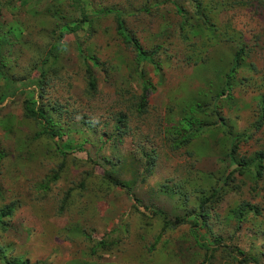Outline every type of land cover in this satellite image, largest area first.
<instances>
[{"label": "rangeland", "instance_id": "374dc122", "mask_svg": "<svg viewBox=\"0 0 264 264\" xmlns=\"http://www.w3.org/2000/svg\"><path fill=\"white\" fill-rule=\"evenodd\" d=\"M113 11L142 50H155L159 69L138 60ZM82 13L86 20L45 65L55 72L36 85L34 65L59 26ZM1 32L0 96L8 95L0 102V207L15 208L0 225V264H264V0H0ZM241 48L228 97L212 100L238 134L235 161L223 155L219 134L210 148L197 139L172 150L160 130L173 108L209 104L227 68L211 66ZM140 70L150 83L141 115L130 113ZM28 99L45 109L56 135L24 115ZM116 112L136 129L116 145L120 161L111 166L112 143L102 139ZM145 137L157 154L149 170L127 160ZM260 150L257 174L248 162Z\"/></svg>", "mask_w": 264, "mask_h": 264}, {"label": "trees", "instance_id": "16d2710c", "mask_svg": "<svg viewBox=\"0 0 264 264\" xmlns=\"http://www.w3.org/2000/svg\"><path fill=\"white\" fill-rule=\"evenodd\" d=\"M80 1V0H78ZM110 10L107 9L104 12H101L102 14L108 13ZM114 16L116 19V27L119 33L123 35V38L125 41L132 43V46L136 52L137 58L140 62H145L155 70L159 69V65L157 62L155 63V60L153 58V55L155 53V50L151 49L149 52L144 51L140 48L139 44L130 37V35L127 34V32L124 29L123 22L121 17L119 16V12L113 11ZM86 20V16L82 13L80 16V21L77 22H66L59 26V31L57 34L56 41L50 45L48 48V51L43 56V58L39 61V63H36L34 65L35 69H38V77L36 82V85L39 84L42 80V75L45 71H47L51 67H46L45 65L49 62V58H55L57 54L59 53L60 49L62 48L61 38L66 33H73L77 32L79 29V26L83 21ZM183 22L185 21L184 17H182ZM77 23V24H76ZM185 23V22H184ZM183 23V24H184ZM182 26V25H181ZM4 41V36L2 32L0 33V44ZM242 48L238 50H234L232 53L231 58L225 63V65H215L211 66V69L215 73V71H220L221 69L226 68V72L224 73L222 79L217 81V83L213 82L210 87H213L214 90H216V94L211 97V102L209 104L207 103H199L198 100H192L188 104H183L178 107H174V118L171 119L166 123V125L161 129L162 132V140L169 141L170 146L172 147V150H177L179 148L186 147L187 144H190L194 140L200 139L201 142L204 144L202 145L203 149L210 148L211 145L208 144L209 141H211L215 135L219 134L218 141L221 144V137H225V143L223 146V155L228 158L230 161H235L236 156V148H237V141H238V134H231V130L227 129L228 125L225 123L224 120H222L221 116L216 110V103L212 102V100H222L225 97H228V92L231 87V84L233 85V74L235 72V69L239 67L242 64ZM230 62V63H229ZM206 66H209V63L206 62ZM56 69V68H54ZM54 69L51 68V72L54 73ZM139 82L142 87V93H140L139 100L134 104V108L130 110V113L137 112V113H145L146 108V95L148 93V85L150 83L147 82L144 70H140L139 73ZM85 76H86V83L90 90H93L95 87V81L94 77L92 75V72L88 66L85 68ZM212 78H209L207 81H211ZM233 80V81H232ZM8 83V81H7ZM24 83H21L23 85ZM144 90V91H143ZM11 94V93H10ZM8 95V92H4L0 96V102ZM207 95V94H206ZM212 95V94H211ZM25 104V111L24 115L26 117L31 118L32 120L36 121L39 120V123L41 125V131L44 134H51L56 135L57 131L54 129L53 126L54 123L51 120V117L48 116L45 109L42 107H36L34 99H28L24 100ZM57 107L60 106V104H56ZM130 108V105L128 106ZM171 110V108H170ZM212 115L214 118V122H211L212 119L209 118V116ZM264 118V103H262L260 107V112L258 114L257 118V125L261 124L262 119ZM3 123V121H1ZM4 128L8 127L6 125H2ZM112 130L109 132V134L104 133V138L102 139V144L111 141L112 143V154L111 159L113 161L109 160L110 163H108L111 166L118 165L120 158L117 155L116 152V145L122 144L125 137H130L133 139L135 134L136 127L133 126L130 123V116L124 115L123 113L116 112L114 115V118L112 119ZM230 132V133H229ZM37 133H35L36 135ZM246 135L244 134L243 140L245 139ZM168 139V140H167ZM148 138L145 137V139L140 140L138 139L136 141V145L132 147V149H135L136 152L139 153V156H133L131 158H128L127 160H130V162H133L134 164L139 165L140 163L143 165L144 169L149 170L153 166L154 158L157 156L155 148L152 147L150 144H148ZM208 151H210L208 149ZM64 153V151H63ZM256 155L250 159V162L255 161L256 165V172L257 174H260L262 171V165L261 160L263 157V151H257L255 153ZM1 156V153H0ZM128 157H130V153L128 154ZM143 158V160H142ZM123 159V158H121ZM106 160V161H108ZM237 161V160H236ZM245 163V164H244ZM244 163L239 164L241 168L246 167L247 162L244 161ZM224 179L229 175L228 171H224ZM56 177V175H53V177ZM121 185L125 186V183H121ZM218 190V186H213V192ZM213 194V193H212ZM15 206L13 202L6 203L5 205L0 207V225L3 224L4 218L11 215L13 212ZM140 211L145 210L142 207H138ZM152 212H158V211H152ZM176 221L180 220L179 218H175ZM217 240V239H215ZM218 241V240H217ZM100 244H103V242L100 241ZM105 246V244L103 245ZM239 254H242L241 251L237 250ZM12 264H25V263H12Z\"/></svg>", "mask_w": 264, "mask_h": 264}]
</instances>
